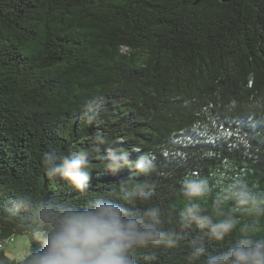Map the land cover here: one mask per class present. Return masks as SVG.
<instances>
[{
  "label": "trees",
  "instance_id": "obj_1",
  "mask_svg": "<svg viewBox=\"0 0 264 264\" xmlns=\"http://www.w3.org/2000/svg\"><path fill=\"white\" fill-rule=\"evenodd\" d=\"M109 144L153 168L105 170ZM45 150L88 153L89 190L49 179ZM193 173L211 196L235 177L264 193V0H0V242L27 234L39 248L30 225L42 203L84 205L143 181L150 198L129 206H157L183 239L142 250L139 264H184L193 239L219 250L238 235L217 244L178 227ZM211 196L193 202L208 211ZM14 199L32 210L11 212ZM241 223L264 236V217ZM13 242L0 264H23L7 253Z\"/></svg>",
  "mask_w": 264,
  "mask_h": 264
},
{
  "label": "clouds",
  "instance_id": "obj_2",
  "mask_svg": "<svg viewBox=\"0 0 264 264\" xmlns=\"http://www.w3.org/2000/svg\"><path fill=\"white\" fill-rule=\"evenodd\" d=\"M85 119L91 122L94 116L86 111ZM104 161L105 170L111 172L129 167L136 175H145L153 168L147 155L132 158L130 151L116 144L105 148ZM40 162L49 179L64 180L80 193L89 190L88 153L60 155L55 150H45ZM150 187L143 181L125 183L118 196L98 195L84 205L52 199L42 203L30 225L32 236L41 246L31 248L23 264H139L142 250L176 248L183 239L182 231L165 228L157 206H129L131 200H148ZM211 191L208 180L195 173L181 181L180 192L187 203L179 213L178 227L196 229L217 244L238 235L219 250H210L201 239H193L183 257L184 264H264V236L255 235L252 227L241 223L245 215L264 217V193L253 191L240 177L232 178L215 196ZM210 196L208 211L193 202ZM225 205L230 206L227 214L223 211ZM32 207L25 199H14L9 210L30 211Z\"/></svg>",
  "mask_w": 264,
  "mask_h": 264
},
{
  "label": "rangeland",
  "instance_id": "obj_3",
  "mask_svg": "<svg viewBox=\"0 0 264 264\" xmlns=\"http://www.w3.org/2000/svg\"><path fill=\"white\" fill-rule=\"evenodd\" d=\"M14 242L7 246V253L17 259H23L31 249L27 234H15Z\"/></svg>",
  "mask_w": 264,
  "mask_h": 264
},
{
  "label": "built area",
  "instance_id": "obj_4",
  "mask_svg": "<svg viewBox=\"0 0 264 264\" xmlns=\"http://www.w3.org/2000/svg\"><path fill=\"white\" fill-rule=\"evenodd\" d=\"M13 241H14V238H10L9 241H5V242L1 241V242H0V247H1V248H2V247H5V246H6V243L13 242Z\"/></svg>",
  "mask_w": 264,
  "mask_h": 264
},
{
  "label": "water",
  "instance_id": "obj_5",
  "mask_svg": "<svg viewBox=\"0 0 264 264\" xmlns=\"http://www.w3.org/2000/svg\"><path fill=\"white\" fill-rule=\"evenodd\" d=\"M222 1H230V0H222Z\"/></svg>",
  "mask_w": 264,
  "mask_h": 264
}]
</instances>
